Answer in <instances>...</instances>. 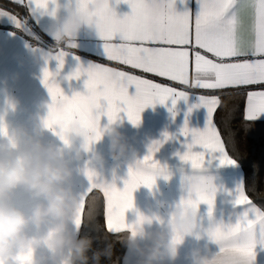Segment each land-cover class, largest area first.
Instances as JSON below:
<instances>
[{
	"label": "snow or ice",
	"instance_id": "obj_1",
	"mask_svg": "<svg viewBox=\"0 0 264 264\" xmlns=\"http://www.w3.org/2000/svg\"><path fill=\"white\" fill-rule=\"evenodd\" d=\"M117 3L120 0H116ZM131 13L118 18L109 5V0H76L79 10H90L95 16L97 31L104 40L106 58L143 73L179 82L189 88L205 90L236 89L244 86L264 85V0H197L199 10L194 15L174 9V0H125ZM25 6L29 11H49V0H12ZM55 4V0H51ZM6 16L17 28H23L25 18L19 13L0 7V17ZM119 36V41L114 38ZM64 51L54 56H45V61L55 59L57 71L47 66L42 73V84L46 87L52 103L44 118V124L56 132L62 140L73 122H78L85 135V146L99 141L104 128L121 119L123 113L132 125H138L141 112L156 103L164 104L169 97L173 116L177 100L187 99L186 91L178 90L167 82H156L119 68L103 64L78 66L67 78H79L86 73L85 91L65 95L56 76L64 63ZM135 86V94L129 95V86ZM199 103L189 107L203 106L206 109L204 128H189L187 120L180 129L181 135L191 137L186 149L177 153L182 162L180 167L182 186L187 195L180 204L197 209L201 203L207 205L209 225L207 236L219 245V250L205 261V264H254L256 248H264V208L258 206L246 194L242 176L234 190L226 193L222 203L230 205L231 215L221 210L220 219L213 218L218 189L213 184L209 169L213 161L221 166L237 167L238 160L230 155L227 145L214 122V112L220 104L218 95H198ZM107 117V124L101 127V117ZM244 119L248 124L264 121V90H249L246 96ZM4 129L0 127V132ZM164 133V140L169 139ZM164 140L153 141L142 159L130 166L128 179L123 188L114 183L96 180V172L85 169L90 186L81 194L84 211L89 210L94 218L102 219L107 232L122 230L136 234L137 228L146 219L137 214L133 223L126 222L125 213L133 208V191L140 185L149 188L155 177L171 174L167 165L154 158ZM65 143L67 141L65 140ZM199 146L201 150H194ZM233 150L238 151L233 143ZM183 165H187V169ZM252 190H256L253 177ZM102 194V195H98ZM264 199V195H261ZM240 209V210H237ZM158 219V218H157ZM83 216L75 221L77 229L82 225ZM180 237H174L178 242ZM20 264H28L29 257L22 255Z\"/></svg>",
	"mask_w": 264,
	"mask_h": 264
},
{
	"label": "crops",
	"instance_id": "obj_2",
	"mask_svg": "<svg viewBox=\"0 0 264 264\" xmlns=\"http://www.w3.org/2000/svg\"><path fill=\"white\" fill-rule=\"evenodd\" d=\"M10 1L12 0H0ZM49 11L56 5L49 0ZM59 5L69 4V0H55ZM76 0H71V6H75ZM20 5V4H18ZM109 5L113 8L118 18H123L131 13V7L125 0H109ZM26 12V17L19 14L21 19L25 18L24 27L17 28L6 16L0 17V116L13 126H24L31 130L37 120L46 118L49 105L52 103L51 97L42 84V73L45 66L52 72L57 71V61L49 59L46 63L45 54L54 56L59 51H64V63L56 76L57 82L63 89L65 95L71 96L74 92H84V81L87 79L86 73H82L77 78L68 79L67 77L75 71L78 66L87 67L89 64H103L108 67L119 68L136 75L145 76V78L155 79L156 82H167L170 86L178 90L186 91L187 99L177 100L175 105V115L169 111L172 107L173 97H169L164 104L156 103L146 107L141 112V120L138 125H132L121 113V119L114 122V126L124 134L126 143L129 146L128 153L119 161H113L109 154V140L107 136H102L100 141L90 146V153H98L103 156V166L93 163L86 164L84 160L78 161L74 165V172L71 178L74 191L83 193L90 186L89 179L85 174V169H95L96 180L105 183H114L117 188H123L124 181L128 179L130 166L135 161L142 159L149 145L156 140H164V133L169 134V139L164 140L159 150L154 154V158L162 165H167L170 175L167 179L164 176H156L155 183L151 188L145 185L138 186L133 191V208L125 213L126 222L133 223L137 219V214L152 217L157 216L166 221L182 197L187 195L186 188L182 186L180 167L182 162L177 153H182L186 149V143L191 142V137H184L180 129L187 120L188 127L203 129L206 122V109L201 106L189 107L199 103L198 95H220L227 92L243 93L242 114L244 117V108L246 105V96L249 90H264V85H249L241 88L239 92L236 89L228 88L224 90H205L199 88H189L181 85L179 82L166 81V78L156 77L154 74L143 73L142 70L133 69L130 66L110 61L106 58L104 51V40L101 38L95 28H82L74 41L70 45L60 47H51L42 37L51 39L47 35V28L51 17L48 12L41 14V11L31 12L25 6L20 5ZM0 7L8 9L3 4ZM174 9L182 13L188 11L194 15L199 10L197 0H174ZM13 13H16L12 11ZM65 8H57V15L63 16ZM119 41V36L114 38V42ZM135 94V86H129V95ZM10 102L14 106H10ZM218 107V106H217ZM216 111V110H215ZM215 113V112H214ZM215 122V121H214ZM107 117H101V127L106 125ZM216 124V123H215ZM58 132V129H56ZM51 129L43 131L42 139L45 142H53L58 146H63L59 136ZM79 144V139L73 142ZM194 150H201L195 146ZM85 159H88L86 156ZM187 169V165H183ZM213 176V184L218 189L216 195V206L213 211V218L220 219L221 210H227L230 205L222 203L226 199V193L234 190L241 177H244L243 170L237 167L221 166L218 161H213V167L209 169ZM28 211V207L24 206ZM240 210V209H237ZM198 219L205 227L209 224L207 205L201 203L198 208ZM81 227V226H80ZM77 229L78 234L80 231ZM152 227H155L153 221ZM199 249L201 254L209 257L219 250V245L212 241L206 233H201L199 237L186 236L183 242L178 246L177 257L171 261V264H191V252ZM256 258L254 264H264V248L259 245L256 248ZM131 254L125 249L122 264H125V258H130Z\"/></svg>",
	"mask_w": 264,
	"mask_h": 264
},
{
	"label": "clouds",
	"instance_id": "obj_3",
	"mask_svg": "<svg viewBox=\"0 0 264 264\" xmlns=\"http://www.w3.org/2000/svg\"><path fill=\"white\" fill-rule=\"evenodd\" d=\"M55 5V13L49 14L47 35L56 47L72 44L82 28L97 30L96 18L90 10H79L76 3L71 6V0L63 6ZM59 7L65 8L63 16L57 15ZM10 106L14 105L10 102ZM0 127L4 129L0 132V264H20L18 258L22 255L29 257L28 264H88L90 259L92 264H101L102 258L108 264H117L113 258L115 243L122 244L131 254L125 258V264H171L186 236L207 234L210 225L205 227L199 221V207L187 208L179 201L166 221L143 215L146 219L135 235L128 230L113 233V239L90 257L92 239L78 234L75 221L81 216L82 224L94 219L91 198L85 212L82 193L74 191L71 178L78 161L84 160L86 164L94 161L95 165L103 166V156L90 153V146L97 141L86 147L78 122H73L64 133V140L56 133L63 146L42 139L43 131L49 129L44 119L37 120L28 130L7 123L0 116ZM102 136L109 140L113 161L126 156L129 146L119 127L114 123L107 125ZM77 139L78 145L73 143ZM232 213V209L225 211L226 215ZM177 235L180 240L174 242ZM209 258L199 249L191 252V264H205Z\"/></svg>",
	"mask_w": 264,
	"mask_h": 264
},
{
	"label": "trees",
	"instance_id": "obj_4",
	"mask_svg": "<svg viewBox=\"0 0 264 264\" xmlns=\"http://www.w3.org/2000/svg\"><path fill=\"white\" fill-rule=\"evenodd\" d=\"M8 9L18 12L26 17L24 8L10 1H0ZM243 93L227 92L220 95V104L214 113V121L226 142L227 150L230 155L235 157L240 163L245 181L246 194L258 206L264 208V121H257L248 124L242 114ZM233 143L238 151L233 150ZM256 177V190H252L253 177ZM102 195V194H98ZM79 235L90 236L92 239V248L88 255L101 249L105 244L113 239L114 234L107 232L102 219L94 218L81 225ZM125 247L120 243L114 245V259L117 264H122ZM88 264H92L91 259ZM101 264H108V261L102 258Z\"/></svg>",
	"mask_w": 264,
	"mask_h": 264
},
{
	"label": "built area",
	"instance_id": "obj_5",
	"mask_svg": "<svg viewBox=\"0 0 264 264\" xmlns=\"http://www.w3.org/2000/svg\"><path fill=\"white\" fill-rule=\"evenodd\" d=\"M42 37L45 39L46 42H48L49 46H51V47H56L55 42H54L52 39L46 38V37H44V36H42ZM62 45H63V44H61L60 46H62ZM60 46H59V47H60Z\"/></svg>",
	"mask_w": 264,
	"mask_h": 264
}]
</instances>
